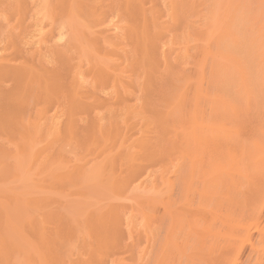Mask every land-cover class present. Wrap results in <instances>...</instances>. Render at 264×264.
<instances>
[{"label": "rangeland", "instance_id": "1", "mask_svg": "<svg viewBox=\"0 0 264 264\" xmlns=\"http://www.w3.org/2000/svg\"><path fill=\"white\" fill-rule=\"evenodd\" d=\"M263 91L264 0H0V264H264Z\"/></svg>", "mask_w": 264, "mask_h": 264}, {"label": "bare ground", "instance_id": "2", "mask_svg": "<svg viewBox=\"0 0 264 264\" xmlns=\"http://www.w3.org/2000/svg\"><path fill=\"white\" fill-rule=\"evenodd\" d=\"M136 1H137V0H136ZM234 18H235V16H234ZM181 20H182V19H181ZM233 20H234V19H233ZM238 21H239V20H238ZM238 21H237V23H238ZM179 23H180V22H179ZM237 23H236V20H234V21L231 20V23H230L229 29H230V28L233 29L235 26H237ZM234 29L236 30L237 28H234ZM238 30H240V29H238ZM236 33H237V32H232V33H230V35L232 36V44H233V47H232V48H234V49H237V48L240 46V44H241L240 40H242V39L239 40V38L236 36ZM238 33H240V32H238ZM237 35H239V34H237ZM243 36H244L245 38L247 37V36H245L244 34H243ZM243 36H242V37H243ZM242 37L240 36V38H242ZM245 38H244V39H245ZM244 41H247V38H246V40H244ZM244 41H243V43H245ZM245 44H246V43H245ZM154 46H155V48H156V45H155V44H154ZM243 46H244V44H243ZM245 46H246V45H245ZM147 47H148V45H147ZM240 49L242 50L243 48H240V47H239V50H238V51H241ZM151 50H153V49H151ZM151 50H150V51H151ZM248 50H251V49L249 48ZM148 52H149V50H148ZM242 52H243V51H241V53H242ZM247 52H248V51H246L245 55L248 54ZM150 53H151V52H150ZM236 53H237V52H236ZM238 54H240V53H238ZM152 55H153V54H152ZM253 55H254V53H253ZM253 55H251V56L254 57ZM240 56H242V54H241ZM151 57H152V56H151ZM245 57H246V56H245ZM252 57H251V58H252ZM242 58H243V57H242ZM251 58H250V60H251ZM255 59H256V58H255ZM257 60H258V58H257L256 60H254V61H257ZM252 61H253V60H251V62H252ZM252 65H253V64H252ZM252 65H251V66H252ZM256 65H257V64H256ZM256 65H254V67H255ZM256 67H257V66H256ZM256 67H255V69H256ZM243 68H244V67H243ZM255 69L252 68V70H255ZM246 70H247V68H246ZM11 72H13V71H11ZM11 72H10V74H11ZM13 73H14V72H13ZM13 73H12V74H13ZM17 73L19 74V72H17ZM242 73H243V72H242ZM248 73H249V71H248ZM8 74H9V73H8ZM10 74H9V75H10ZM15 74H16V73H15ZM18 74H17V76L19 77ZM255 74H257V73H255ZM9 75H8V77L11 76V75H10V76H9ZM21 75H22V74H21ZM241 75H242V74H241ZM250 75L252 76V75H254V74L251 73ZM5 76H7V74H6ZM251 76H249L248 78H251ZM257 76H259V74H258ZM12 77H13V75H12ZM18 77H17V78H18ZM20 77H21V76H20ZM260 77H261V76H260ZM260 77H257V78H260ZM10 78H11V77H10ZM17 78H16V81H17ZM242 78H243V77H242ZM246 79H247V78H246ZM14 80H15V79H14ZM14 80H13V81H14ZM247 80H248V81H249V80L254 81L252 78H251V79H247ZM16 81H14V82H16ZM248 81H246V82H248ZM228 82H229V81H228ZM231 82H232V81H231ZM242 82H243V81H242ZM249 82H250V81H249ZM20 83H21V82H20ZM20 83H18V84H20ZM254 83H255V82H254ZM254 83L252 82V84H254ZM231 84H232V83H231ZM240 84H241V82H240ZM245 84H246V83H245ZM248 84H249V83H248ZM250 84H251V82H250ZM250 84H249V85H250ZM255 84H256V83H255ZM255 84H254V86L257 87V85H255ZM242 85H243V84H242ZM242 85H240V86H242ZM229 86H230V85H229ZM247 86H248V85H247ZM252 86H253V85H252ZM223 87H226V86L223 85ZM230 87H231V86H230ZM230 87H228V88H230ZM242 87L244 88V85H243ZM256 87H255V88H256ZM261 87H263V86H261ZM223 89H224V88H223ZM226 89H227V88H226ZM250 89H251V88H250ZM250 89H249V90H250ZM253 89H254V87H253ZM253 89H252V90H253ZM258 90L260 91L261 89L258 88ZM245 91H247V90H245ZM245 91H244V92H245ZM255 91H256V90H255ZM253 92H254V91H253ZM249 93H250V92H249ZM256 93H257V92H255V94H256ZM261 93H262V92H261ZM255 94H253V95H255ZM257 94H258V93H257ZM259 94H260V92H259ZM259 94H258V96L255 95L257 99H258V97H260ZM263 94H264V91H263ZM263 94H261V95H262L261 97H263V98L260 97V99L263 100L262 102H260L261 104L264 102V95H263ZM247 95H248V94H247ZM250 95H252V94H250ZM250 95H249V96H250ZM241 96H242V95H241ZM242 97H243V96H242ZM250 97H251V96H250ZM251 98H252V100H253V97H251ZM249 100H251V99H249ZM75 101H76V100H75ZM247 101H248V100H247ZM256 101H257V100H256ZM257 102H258V101H257ZM77 103H78V102H77ZM77 103H75V105H76ZM181 103H182V102H181ZM73 104H74V103H73ZM78 105H80V104L78 103ZM78 105H77V106H78ZM183 105H184V103H183ZM251 105H252V103H251ZM87 106H88V105H86V107H84V106H82V107H84V108L87 109ZM72 107H74V105H73ZM80 107H81V106H80ZM88 107H89V106H88ZM74 108H75V107H74ZM78 108H79V107H78ZM71 109H72V108H71ZM5 117H6L5 112H3V113L0 114V123H3V124L6 123V122H5ZM192 154H193V153H192ZM192 154L190 153V159H191V161H192ZM263 157H264V156H263ZM193 165H194V162H192V163L190 164L192 170H193V167H194ZM255 166H256V165H255ZM257 167H258V166H257ZM262 174H264V173L262 172ZM252 175H253V174H252ZM252 175H251V176H252ZM252 179H253V178H252ZM41 204H42V203H41ZM42 205H43V204H42ZM40 206H41V205H40ZM0 207H1V206H0ZM1 208H2V210H4L3 206H2ZM0 213H1V212H0ZM2 214L4 215V213H1V215H2ZM5 216H6V215H5ZM103 216H104V215H103ZM103 216H102V217H103ZM1 217H2V216H1ZM1 217H0V219H1ZM90 217L93 218V215L90 216ZM90 217H89V218H90ZM3 218H4V217H3ZM4 219H5V218H4ZM61 219H62V218H61ZM96 219H98V217H97ZM96 219H95V220H96ZM88 220L90 221L91 218L88 219ZM101 221H102V219H101ZM2 222H3V221H2ZM2 222H1V223H2ZM61 222H62V221H61ZM63 222H65V221L63 220ZM63 222H62V223H63ZM91 222H95V221H93V219H92ZM91 222L89 223V225L91 224V225H90V227H91L90 229L92 230V223H91ZM102 222H103V221H102ZM99 223H100V220H99V221L97 220V224H96V225L98 226ZM103 223H104V222H103ZM60 224H61V223H60ZM65 224H66V223H65ZM93 224L95 225V223H93ZM63 225H64V224H63ZM96 225H95V226H96ZM101 225L105 226L104 224H101ZM101 225L99 224V226H101ZM97 226H96V229H97V230L93 228V231H94V230H96V232L98 231V227H99V226H98V227H97ZM37 228L39 229V227H37ZM37 228H36V229H37ZM63 228L66 229V228H67V225H65V227L63 226ZM63 228H62V229H63ZM102 228H104V227H102ZM40 229H41V228H40ZM40 229H39V230H40ZM65 229H63V230H65ZM115 229H116V228H115ZM39 230H37V232H38ZM68 230H69V229H68ZM91 230H90V231H91ZM99 230H100V229H99ZM93 231H92V232H93ZM70 232H71V231H70ZM92 232H90V233L92 234ZM94 232H95V231H94ZM94 232H93V233H94ZM96 232H95V234H96ZM99 232H100V231H99ZM99 232H97V234H98ZM103 232L106 233V231H102V232H100V234L102 233V236H103ZM38 233L40 234L41 232H38ZM54 233H55V230H54ZM68 234H69V233H68ZM95 234H94V236H93V234H92V236H93L92 238H95V240H96L97 238L95 237ZM107 234H108V230H107V233H106L105 235L108 236ZM45 235H46V234H45ZM47 235H49V234H47ZM52 236H53V235H52ZM52 236H51V238H52ZM54 236H55V235H54ZM96 236H97V235H96ZM98 236H99V234H98ZM109 236H110V235H109ZM99 237H101V236H99ZM103 237H104V236H103ZM103 237H102V238H103ZM51 238H49V239H51ZM55 238H56V237H55ZM102 238H101V241L104 240V239L102 240ZM41 239H42V238H41ZM47 239H48V238H47ZM47 239H46V240H47ZM49 239H48V240H49ZM105 239H106V238H105ZM109 239H110V238H109ZM48 240H47V241H48ZM51 240H52L51 242H52V244H53V241H55L54 238L51 239ZM97 240H98V239H97ZM93 241H94V240H93ZM101 241H100V242H101ZM107 241H109V240L107 239ZM85 242H86V241H85ZM103 242H105V241H103ZM49 243H50V242H49ZM107 243H108V242H107ZM41 244H42V246H46V245H43L42 240H41V242H40V245H41ZM85 244H88V242H87V243H84V246H85ZM94 244H95V243H94ZM111 244H112V243H111ZM49 245H50V244H49ZM5 246H6V245H5ZM94 246H95V245H94ZM94 246H93V247H94ZM54 247H56V243L54 244ZM54 247H53V248H54ZM88 247H89V246H88ZM88 247H87V249H88ZM101 247H102V246H101ZM111 247H112V246H111ZM43 248H44V247H42V249H43ZM46 248H47V247H46ZM46 248H45V250H47ZM51 248H52V245H51ZM85 248H86V247H85ZM110 249H111V248H110ZM102 250H103V248H102ZM100 251H101V250H100ZM102 252H103V251H102ZM107 252H108V251H107ZM87 253H88V252H86V254H87ZM95 253H97V252H95ZM98 253H99V252H98ZM98 253H97V254H98ZM103 254H104V253H103ZM48 255L50 256V254H48ZM91 255H92V254H91ZM89 256H90V255H89ZM101 256H102V255H101ZM104 256H105V255H104ZM95 257H96V256H95ZM93 258H94V257H93ZM101 258H102V257H101ZM46 260H47V259H46ZM98 260H99V259H98ZM54 261H55V260H54ZM99 261H100V260H99ZM93 262H95V264L97 263L96 261H93ZM104 262H105V261H104ZM90 263H91V261H90ZM85 264H86V263H85ZM91 264H94V263H91ZM103 264H104V263H103Z\"/></svg>", "mask_w": 264, "mask_h": 264}]
</instances>
